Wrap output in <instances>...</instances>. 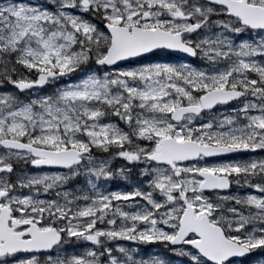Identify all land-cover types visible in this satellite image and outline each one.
<instances>
[{"label":"snow or ice","instance_id":"obj_1","mask_svg":"<svg viewBox=\"0 0 264 264\" xmlns=\"http://www.w3.org/2000/svg\"><path fill=\"white\" fill-rule=\"evenodd\" d=\"M0 264H264V0H0Z\"/></svg>","mask_w":264,"mask_h":264},{"label":"rangeland","instance_id":"obj_2","mask_svg":"<svg viewBox=\"0 0 264 264\" xmlns=\"http://www.w3.org/2000/svg\"><path fill=\"white\" fill-rule=\"evenodd\" d=\"M114 183H116V182H114ZM119 183H123V182H119Z\"/></svg>","mask_w":264,"mask_h":264}]
</instances>
